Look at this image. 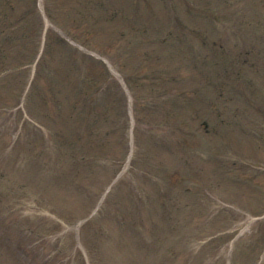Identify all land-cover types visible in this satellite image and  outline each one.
I'll return each instance as SVG.
<instances>
[{"label":"rangeland","instance_id":"rangeland-1","mask_svg":"<svg viewBox=\"0 0 264 264\" xmlns=\"http://www.w3.org/2000/svg\"><path fill=\"white\" fill-rule=\"evenodd\" d=\"M0 1V264H264V0Z\"/></svg>","mask_w":264,"mask_h":264},{"label":"trees","instance_id":"trees-1","mask_svg":"<svg viewBox=\"0 0 264 264\" xmlns=\"http://www.w3.org/2000/svg\"><path fill=\"white\" fill-rule=\"evenodd\" d=\"M23 2H24V0H23ZM3 18H4V16L0 15V36H2L3 40L5 41V37L10 32V29L12 27L10 25L11 24L10 22H8V25H6V23H4V21H2ZM5 18H7V17H5ZM5 22H7V21H5ZM6 39H8V37ZM4 41H0V56H2L1 53H2V49H3L5 42H7V43L9 42L7 40L5 42ZM27 52H28V54L26 55V57L31 58L33 56V54L35 53V46L32 44V47L29 48L27 50ZM4 57H6L5 54H4ZM3 65L5 66L6 63L4 62V58L1 59V57H0V68ZM262 238H263V232H262Z\"/></svg>","mask_w":264,"mask_h":264}]
</instances>
